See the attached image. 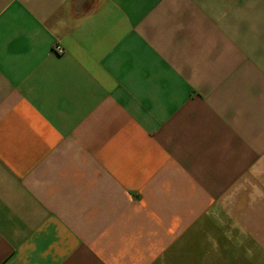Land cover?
<instances>
[{
    "label": "crops",
    "instance_id": "crops-1",
    "mask_svg": "<svg viewBox=\"0 0 264 264\" xmlns=\"http://www.w3.org/2000/svg\"><path fill=\"white\" fill-rule=\"evenodd\" d=\"M0 264H264V0H0Z\"/></svg>",
    "mask_w": 264,
    "mask_h": 264
},
{
    "label": "built area",
    "instance_id": "built-area-1",
    "mask_svg": "<svg viewBox=\"0 0 264 264\" xmlns=\"http://www.w3.org/2000/svg\"><path fill=\"white\" fill-rule=\"evenodd\" d=\"M55 52L58 53V54H63L64 53V49L60 45H55Z\"/></svg>",
    "mask_w": 264,
    "mask_h": 264
}]
</instances>
